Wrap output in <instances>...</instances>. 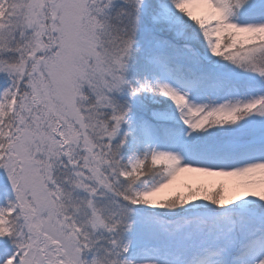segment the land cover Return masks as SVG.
<instances>
[{
    "label": "snow or ice",
    "instance_id": "6c2138e0",
    "mask_svg": "<svg viewBox=\"0 0 264 264\" xmlns=\"http://www.w3.org/2000/svg\"><path fill=\"white\" fill-rule=\"evenodd\" d=\"M0 78V264H264V0H0Z\"/></svg>",
    "mask_w": 264,
    "mask_h": 264
},
{
    "label": "rangeland",
    "instance_id": "374dc122",
    "mask_svg": "<svg viewBox=\"0 0 264 264\" xmlns=\"http://www.w3.org/2000/svg\"><path fill=\"white\" fill-rule=\"evenodd\" d=\"M0 82H2V78H0ZM9 189L10 184L7 181L6 172L3 169H0V200H3L8 195Z\"/></svg>",
    "mask_w": 264,
    "mask_h": 264
}]
</instances>
